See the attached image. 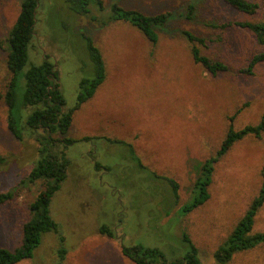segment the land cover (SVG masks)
<instances>
[{
  "label": "rangeland",
  "instance_id": "1",
  "mask_svg": "<svg viewBox=\"0 0 264 264\" xmlns=\"http://www.w3.org/2000/svg\"><path fill=\"white\" fill-rule=\"evenodd\" d=\"M113 1L102 0L101 10L91 3L90 11L104 17ZM117 2L147 14L169 13L165 26L156 29V43L123 20L100 24L70 11L64 0H40L28 62L22 69L49 55L65 108H71L79 81L94 75L82 32L104 61V81L72 114L68 135L77 141L55 147L69 159L66 178L50 203L64 236L63 264H135L118 259L120 242L158 248L173 261L188 249L183 231L197 246L202 264H218L213 250L258 192L264 134L234 142L214 166L210 197L188 213H181L180 206L191 197L199 163L219 148L229 125L239 129L260 120L264 60L250 73L240 68L264 51V45L233 22L259 20L264 11L246 15L220 0ZM19 10L20 0L0 1V193H12L0 202V246L10 249L19 245L29 203L44 186L42 180L26 179L38 158V142L33 134L18 139L10 132L2 96L10 78L6 38ZM183 30L202 37L204 42L197 44L200 52L222 60L228 70L211 75L195 62ZM52 136L60 139L58 133ZM95 161L100 162L98 169ZM149 171L174 179L177 199L169 182L153 178ZM102 224L116 232L115 237L100 233ZM256 231H264V202L254 217L251 232ZM57 247L56 234L45 233L33 256L15 264H57ZM227 264H264V243L235 254Z\"/></svg>",
  "mask_w": 264,
  "mask_h": 264
},
{
  "label": "trees",
  "instance_id": "2",
  "mask_svg": "<svg viewBox=\"0 0 264 264\" xmlns=\"http://www.w3.org/2000/svg\"><path fill=\"white\" fill-rule=\"evenodd\" d=\"M220 1L246 15H254L260 10L264 11V0ZM39 3L40 0H20L19 13L8 30L6 67L10 78L2 96L7 105V126L10 132L18 139H22L25 133L33 134L38 142V158L26 179L30 182L42 180L44 186L29 203V218L21 227L19 245L11 249L0 246V264H15L20 260L31 258L41 243L42 236L48 232H53L57 236V264H63L66 253L64 236L59 224L51 215L50 203L54 193L66 178L69 159L64 150H56L55 147L58 143L67 146L77 141L68 135L72 114L75 109L94 95L97 87L105 78L102 54L92 39L83 32L82 35L87 42L88 52L93 62L94 75L79 81L76 102L73 107L65 108L58 71L49 55L44 54L39 63H30L22 72L29 58L28 51L34 36L36 11ZM64 3L70 11L87 15L92 21L100 24H105L110 20L128 22L141 31L152 44L156 43L158 39L156 29L165 26L169 16L168 12L147 14L134 7L125 8L115 0L109 6L106 16L99 18L91 13L90 4L95 3L101 10L103 9L102 0H64ZM192 8L191 4L188 5L189 13ZM233 23L251 31L256 41L260 45H264V14L261 19L256 21L236 20ZM182 34L190 43L193 60L200 63L211 75L228 70V66L222 60L210 58L200 52L197 44L204 42L202 37L187 30H183ZM263 60L264 51L256 53L251 57L249 64L240 68V71L250 73L251 67L256 62ZM20 77L23 79L20 80ZM53 133H58L60 139L53 137ZM263 134L264 110L260 120L255 124H245L239 129H233L230 124L219 148L214 154L199 163L191 197L180 206L181 213L190 212L210 197L208 186L212 181L214 166L229 151L234 142L249 135L260 137ZM90 138L92 137H83L84 140H90ZM118 141L126 143L123 140ZM130 150L133 152L131 147ZM133 157L137 164L145 168L141 165L138 157ZM100 166V162H94L95 169ZM149 173L153 178L166 179L177 199L178 184L174 179L157 175L154 171H149ZM260 175L261 183L257 194L251 199L243 215L236 221L227 236L213 250L212 256L218 264H227L235 254L264 243V231L251 232L254 217L264 202V162L260 168ZM11 196L10 191L0 193V202ZM99 232L108 237H115L116 234L107 224H102L99 227ZM182 238L188 249L182 257L173 261H167L163 252L158 248L142 244L127 246L120 242L121 253L135 264H202L198 255L199 250L189 235L183 231Z\"/></svg>",
  "mask_w": 264,
  "mask_h": 264
},
{
  "label": "crops",
  "instance_id": "3",
  "mask_svg": "<svg viewBox=\"0 0 264 264\" xmlns=\"http://www.w3.org/2000/svg\"><path fill=\"white\" fill-rule=\"evenodd\" d=\"M120 252H121V248H120ZM126 258V261L124 260V261H122V262H128V257H126V256H124L122 253H120V256L118 257V259H121V258ZM130 260V259H129Z\"/></svg>",
  "mask_w": 264,
  "mask_h": 264
}]
</instances>
